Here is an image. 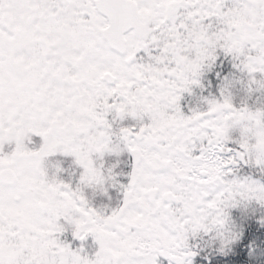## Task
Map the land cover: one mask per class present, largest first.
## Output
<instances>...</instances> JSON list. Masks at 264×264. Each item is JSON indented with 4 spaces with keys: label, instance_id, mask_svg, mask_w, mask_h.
Instances as JSON below:
<instances>
[{
    "label": "snow or ice",
    "instance_id": "obj_1",
    "mask_svg": "<svg viewBox=\"0 0 264 264\" xmlns=\"http://www.w3.org/2000/svg\"><path fill=\"white\" fill-rule=\"evenodd\" d=\"M0 264H264V0H0Z\"/></svg>",
    "mask_w": 264,
    "mask_h": 264
}]
</instances>
